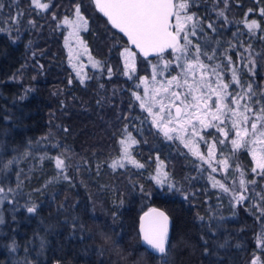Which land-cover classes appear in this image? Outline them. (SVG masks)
<instances>
[{
	"label": "trees",
	"instance_id": "1",
	"mask_svg": "<svg viewBox=\"0 0 264 264\" xmlns=\"http://www.w3.org/2000/svg\"><path fill=\"white\" fill-rule=\"evenodd\" d=\"M2 2V20L15 16L18 9L24 12L18 32L15 28L11 33L0 32V157L19 159L4 186L15 187V173L22 170L19 203L23 206L30 200L37 211L28 214L24 207L20 215L5 211L4 224L0 225L1 250L15 238L20 245L16 255L23 254L27 234L32 232L35 239L47 238L42 255H36L39 240L32 249L29 258L36 264H159L148 255L138 233L140 214L157 206L172 220L169 264H250L253 254L264 260V250L257 247V235L264 224L257 220L253 202L234 206L231 196L218 184L213 187L217 181L232 185L230 173L237 164L242 166L246 180L253 179L249 150L236 151L226 170L215 163L217 171L213 172L205 159L153 127L133 95L138 78L148 73V63L158 56L147 59L135 52L136 72L127 77L121 70L119 51L128 44L92 0H42L49 4L45 11L32 8L31 0ZM75 3L81 5L87 20L81 36L103 64L100 70L89 69L83 83L69 63L61 25L65 16L74 13ZM249 9L253 11L249 13ZM261 9L264 0H229L227 8L223 0H196L188 11L200 18L209 37L221 41V51L239 31L236 39L251 43L260 53L264 52V40L259 37L264 32L256 29V35L250 37L245 20H256L264 28ZM218 10L225 11L227 22L217 16ZM30 19L35 27L28 24ZM213 21L217 34L207 28ZM229 54L236 59L235 52ZM166 56L171 57L170 52ZM243 78L246 80L247 75ZM256 84L264 87V68L258 70ZM206 132L217 136L215 131ZM129 133L137 141L129 151L137 164L120 167L117 160L122 154V140ZM204 148L201 142V156ZM26 151L29 155L24 156ZM60 153H65L61 158L69 165L66 174L71 183L59 179L42 192L34 191L56 177L59 170L54 158ZM45 155L51 158L41 160ZM113 162L115 169L109 167ZM159 162L180 191L159 187L151 179ZM139 164L144 167H137ZM256 179V190H264V179ZM65 201L67 209L58 212ZM73 205L78 207L72 209ZM72 215L80 217L82 232L73 233ZM220 216L225 219L219 221ZM65 218L69 223H64ZM226 241L227 246L220 247Z\"/></svg>",
	"mask_w": 264,
	"mask_h": 264
},
{
	"label": "snow or ice",
	"instance_id": "2",
	"mask_svg": "<svg viewBox=\"0 0 264 264\" xmlns=\"http://www.w3.org/2000/svg\"><path fill=\"white\" fill-rule=\"evenodd\" d=\"M95 2L100 5L101 0H95ZM195 2L196 0H180L179 3H174L173 0H103L101 11L108 17L112 26L124 33L130 43L139 49L141 53L145 56L148 55L150 50L157 53L159 60L153 66L152 79L156 80L157 77H164L166 74L170 77L167 80V86H162L163 92L168 94L162 99L167 100L169 109H175V119L189 125L192 135L199 136V139L208 145L210 157L215 155L218 145L224 146L220 148V154L225 156V159L219 160L217 163L225 166L222 170H226V166L235 156L236 151L248 149L255 160V151L250 145L264 144V87L256 84L258 70L264 68V64L260 63L264 60V52L257 53L251 43L236 39L240 35L239 31L233 33V40L228 41V47L221 51V41L209 37L202 26L200 18L195 13L188 11ZM223 2L225 8H227L229 0H223ZM12 3L16 4L17 0H12ZM30 6L40 11L49 9V4L42 3L41 0H31ZM4 7V3L0 0V13H2ZM73 10L76 19L70 20L68 16H65L63 22L71 24L77 30H86L87 20L81 14V5L75 3ZM252 11V9H249V13ZM37 14H39V11ZM260 14L264 16V9H261ZM23 15L24 12L18 9L16 15L10 16L8 20L0 19V25H8L7 29L0 26V32L7 30L11 33L14 28L18 32V25ZM217 16L223 17L227 22L224 10H218ZM245 16L247 17L248 13ZM170 17H175L176 23L174 25L170 23ZM56 19L57 17L54 14L53 20ZM28 24L35 27L34 20L30 19ZM245 27L248 29L250 37L256 35V29L264 32V28L256 20L248 21L246 19ZM207 28L213 34L218 33L214 21L209 22ZM259 38L264 40V36ZM240 49H243V51ZM166 51L170 52L171 59L167 58ZM230 52H235V60L229 54ZM98 65L103 67L102 62H98ZM134 70L133 66L131 71ZM107 71L111 74L112 69L109 67ZM173 71L176 72V75H171ZM125 75L132 78L127 64L125 65ZM229 75L230 79H228ZM245 75H247L246 80L243 78ZM141 80L143 81L144 78L141 77ZM83 82L82 79L81 83ZM69 83H71V80ZM133 95L137 100L141 99L135 92ZM140 106L141 108L146 107L144 103H141ZM164 110V107H161L160 111L164 112ZM147 111L151 114L152 107H147ZM168 117H172L171 111H168ZM171 122V119H169V123ZM197 124L200 125L199 129ZM155 126L156 121L153 120V127ZM210 128H214L223 139L207 133L206 130ZM126 129L127 125L125 131ZM202 130L205 131L204 135H201ZM169 131H175V129ZM233 132L235 138H232ZM164 135L168 139H173L172 136H169L168 131H165ZM209 135L212 136V143L207 140ZM229 142L232 145V155H227L224 151ZM122 143L125 142L122 141ZM135 143L137 141L129 133L124 147L125 155H128L129 146ZM29 144L31 145V142ZM36 144L39 145L40 141H37ZM52 147L55 148L56 145H52ZM261 150L264 151V148ZM27 155H29V152L26 151L24 156ZM64 156L65 153H60L54 158L55 166L59 170L56 177L47 181L42 188L34 189V191L42 192L48 185L59 179L71 183L70 177L66 174L69 165L66 164L65 158H61ZM46 158L51 157L47 155L40 157L41 160ZM157 159L159 160V157ZM200 159L204 160V157L200 156ZM205 162L208 163L209 161ZM18 163L17 156H12L7 160L0 157V205L7 201L12 205L13 211L21 206L18 197L23 195L22 170L15 173V187L9 186L6 188L4 182L8 180L9 174L13 171V166ZM161 165L162 162L158 164L157 175L151 177V179L159 187H167L170 191H180L175 183L171 181L168 173L161 170ZM119 166L124 167L123 164ZM99 167L101 165H97L98 169ZM109 167L115 169L116 163L113 162ZM137 167L142 168L144 165L139 164ZM212 171L215 172L217 169L213 167ZM252 173L254 174L253 179L246 180L242 166L237 164L230 173L234 180L232 185L225 186L224 183L217 181L213 187L218 184L223 193L231 196V202L234 206L243 204L245 201H252L251 207L258 213L257 220L264 224V190H256L258 184L256 177L259 176L264 179V162L257 163L252 168ZM225 180H227V177H225ZM140 191L143 193L142 186ZM144 194L150 195V193ZM187 198V194H185V199ZM23 207L28 214H35L37 211V205L30 200L25 201ZM77 207L78 205H73L72 209ZM66 209L67 202L65 201L59 205L57 211ZM159 216L162 218L161 221L153 223L147 230L142 225L141 231L144 240L150 246L148 255L157 259L159 264H169L168 217L162 212L159 213ZM200 219L202 221L203 217H200ZM224 219L223 216L219 217V221ZM141 220H143V217H141ZM64 223H69L68 218H65ZM71 223L73 233L83 231L84 225L81 223L79 216L72 215ZM2 224H4V218L3 215H0V225ZM36 238L39 240V250L36 252L39 257L43 254L47 245V238L46 236ZM31 244L32 241L25 244L22 258L14 255L20 250V245L15 238H12L4 247H6L8 254L14 257L13 264H36L35 261L29 258L32 252V248L29 246ZM226 246L227 241L225 244L220 245V247ZM257 247L264 250V228L257 235ZM250 264H264V260L253 254Z\"/></svg>",
	"mask_w": 264,
	"mask_h": 264
},
{
	"label": "rangeland",
	"instance_id": "3",
	"mask_svg": "<svg viewBox=\"0 0 264 264\" xmlns=\"http://www.w3.org/2000/svg\"><path fill=\"white\" fill-rule=\"evenodd\" d=\"M42 2V0H41ZM180 0H175V3H179ZM43 3V2H42ZM70 20H75L76 17L74 13L71 16H68ZM64 18L61 21V25L64 29V46L67 51L69 63L77 76L80 80L83 79V81L87 78L88 76V70L93 69V70H100L101 67L98 65V60L92 55L90 52L87 44L83 40L81 33L84 29L77 30L75 29L71 24H65ZM173 25L176 23L175 17H173V20L171 22ZM168 59H171V57H167ZM119 59L121 63V70L125 74V65L127 64L129 66V71L131 73V76L135 74L137 64H136V53L135 51L129 47V46H124L120 49L119 51ZM159 60V58H158ZM158 60L149 62L148 63V73L141 75L135 85V93L141 97L140 100H138L139 105L141 103H144L146 105L145 108L143 109L147 116L148 119L150 120L151 124L153 125V120L156 121V128L161 130L162 132L168 131V134L172 136L179 144L182 146L186 147L189 151L192 152V154L201 156L200 155V143L204 141L199 139V136H194L192 135L191 127L189 125L184 124L183 121L178 122L172 114V117H168V111L172 112V109H169L167 106V100L162 99L163 97H166L168 94L164 93L162 90V86H167V80L170 78L167 74L164 77H157L156 80L152 79L153 76V66L157 64ZM134 66V71H131V69ZM79 74V75H78ZM171 75H176V72H171ZM129 77V75H126ZM141 77L144 78V80H141ZM139 85V87H137ZM151 106L152 107V113L150 114L147 111V107ZM141 107V106H140ZM161 107H164V112H161L160 109ZM169 119H171V123H169ZM197 128H200V125L197 124ZM170 129H175V131H169ZM215 131L214 128L207 129L206 131ZM205 131H201V135H204ZM215 133H213L214 135ZM216 136V135H215ZM217 136L220 139H223V137L219 136V133H217ZM127 137L126 136L122 141L125 143H122V154L120 156V159L117 160V163L119 164H137V162L133 159V157L130 155V146L128 148V155H125L124 152V147L125 144L127 143ZM232 138H235V133H232ZM207 140L209 143H212V136L209 135L207 136ZM187 145V146H186ZM224 146H217L216 152L214 156H209V149L208 145L205 143V153L203 155L204 159L208 162V165L213 168L215 167V163L219 160H224L225 156H222L220 154V148ZM250 147L254 148L255 151V160L252 157V160L254 162V167L256 166L257 163L259 162H264V151L261 149L264 148V144L256 143L255 145H250ZM224 151L227 155H230L232 153V145L231 143H227V147L224 148ZM160 164V162H159ZM157 167L158 164L156 165V168L154 170V173L152 174V177L157 175ZM161 170L165 172L163 165H161ZM9 187V186H8ZM7 188V187H6ZM21 206L16 210L13 211V207L11 204H9L7 201H5L2 205H0V215H3L4 218V213L5 211H8L9 213L13 214H21L23 211V206ZM32 232H29L27 234L26 240L32 241V244L29 245L32 249H34L38 244V239L34 238V234L32 235ZM16 257L22 258L23 254L16 255ZM13 256H10L6 250H1L0 249V264H13Z\"/></svg>",
	"mask_w": 264,
	"mask_h": 264
},
{
	"label": "water",
	"instance_id": "4",
	"mask_svg": "<svg viewBox=\"0 0 264 264\" xmlns=\"http://www.w3.org/2000/svg\"><path fill=\"white\" fill-rule=\"evenodd\" d=\"M92 1L94 3L96 10L107 20L108 24L126 40L128 46L131 47L137 54H139L142 58H147V59L158 56L156 52L151 51V50L149 51L147 56H145L143 53H141L139 51V49H137L134 45H132L130 43V41L128 40L127 36L124 35V33L120 32L117 28H114L112 26L111 22L108 20V17L104 15L103 11H101V7L103 5V0H101L100 5H98L95 2V0H92ZM173 2L175 3V0H173ZM172 20H173V17H170V23L172 22ZM172 114H173V117L175 118V109L174 108H172ZM161 212L164 213V215L168 217V221H167V229H168L167 245H168L169 240H170V235H171L172 220H171L170 216L166 213L165 210H163L162 208L157 207V206H152V207H149L148 209H146L145 211H143L140 214L139 219H138V233H139V237H140V242L149 251H150V246L147 244V242L143 238V233L141 231V227L143 225V228L145 230H147L149 228V226L152 225L153 223L161 221L162 218L159 216V213H161ZM141 217H143V220H141Z\"/></svg>",
	"mask_w": 264,
	"mask_h": 264
}]
</instances>
